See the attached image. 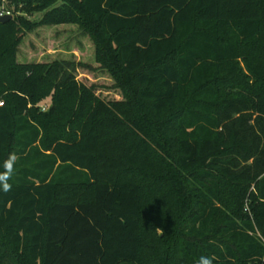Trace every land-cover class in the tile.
<instances>
[{"label":"trees","instance_id":"obj_1","mask_svg":"<svg viewBox=\"0 0 264 264\" xmlns=\"http://www.w3.org/2000/svg\"><path fill=\"white\" fill-rule=\"evenodd\" d=\"M2 7L0 264H264V0ZM48 26L90 39L114 94L21 53Z\"/></svg>","mask_w":264,"mask_h":264},{"label":"rangeland","instance_id":"obj_2","mask_svg":"<svg viewBox=\"0 0 264 264\" xmlns=\"http://www.w3.org/2000/svg\"><path fill=\"white\" fill-rule=\"evenodd\" d=\"M41 12H36L32 15H25L30 20H38L41 17ZM21 53H27L30 58L35 60H65L70 62H83L91 64L93 69L83 67H71L66 65L60 73V78L66 74H71L76 79L83 80L89 84L94 83L103 86H109L102 91L104 94H114L110 90L112 84L108 76L98 71L93 63L92 49L93 45L90 39L83 36L76 27H41L35 32L28 35L23 41ZM46 103L43 105L45 106ZM42 105V106H43Z\"/></svg>","mask_w":264,"mask_h":264},{"label":"clouds","instance_id":"obj_3","mask_svg":"<svg viewBox=\"0 0 264 264\" xmlns=\"http://www.w3.org/2000/svg\"><path fill=\"white\" fill-rule=\"evenodd\" d=\"M18 160L16 153H10L8 158L4 161L3 169L0 172V191L7 193L11 191L12 185L9 183L15 171V165ZM213 259L207 256H201L196 264H213Z\"/></svg>","mask_w":264,"mask_h":264},{"label":"water","instance_id":"obj_4","mask_svg":"<svg viewBox=\"0 0 264 264\" xmlns=\"http://www.w3.org/2000/svg\"><path fill=\"white\" fill-rule=\"evenodd\" d=\"M11 19H13V16L10 13H4V14L0 15V23L6 22V21L11 20Z\"/></svg>","mask_w":264,"mask_h":264},{"label":"built area","instance_id":"obj_5","mask_svg":"<svg viewBox=\"0 0 264 264\" xmlns=\"http://www.w3.org/2000/svg\"><path fill=\"white\" fill-rule=\"evenodd\" d=\"M4 13H10L8 10L4 9L3 7L0 8V15L4 14ZM2 101H0V105H2Z\"/></svg>","mask_w":264,"mask_h":264}]
</instances>
